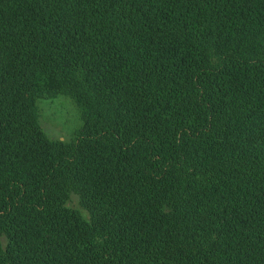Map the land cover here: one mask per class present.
<instances>
[{"label": "trees", "instance_id": "16d2710c", "mask_svg": "<svg viewBox=\"0 0 264 264\" xmlns=\"http://www.w3.org/2000/svg\"><path fill=\"white\" fill-rule=\"evenodd\" d=\"M0 264H264V0H0Z\"/></svg>", "mask_w": 264, "mask_h": 264}, {"label": "rangeland", "instance_id": "374dc122", "mask_svg": "<svg viewBox=\"0 0 264 264\" xmlns=\"http://www.w3.org/2000/svg\"><path fill=\"white\" fill-rule=\"evenodd\" d=\"M40 123L50 140L71 142L82 126L81 109L69 95L41 98L38 101ZM69 205L78 208L79 200L73 195Z\"/></svg>", "mask_w": 264, "mask_h": 264}]
</instances>
